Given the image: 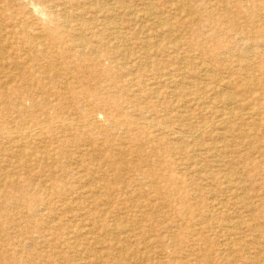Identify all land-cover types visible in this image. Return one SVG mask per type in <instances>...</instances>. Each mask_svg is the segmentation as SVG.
Instances as JSON below:
<instances>
[{"label": "rangeland", "instance_id": "rangeland-1", "mask_svg": "<svg viewBox=\"0 0 264 264\" xmlns=\"http://www.w3.org/2000/svg\"><path fill=\"white\" fill-rule=\"evenodd\" d=\"M263 16L0 0V264H264Z\"/></svg>", "mask_w": 264, "mask_h": 264}, {"label": "bare ground", "instance_id": "bare-ground-1", "mask_svg": "<svg viewBox=\"0 0 264 264\" xmlns=\"http://www.w3.org/2000/svg\"><path fill=\"white\" fill-rule=\"evenodd\" d=\"M23 1H24V0H23ZM102 1H103V0H102ZM225 1H226V0H225ZM26 2H27V1H26ZM108 2H110V1H108ZM174 2H175V1H174ZM111 3H112V2H111ZM172 3H173V2H172ZM195 3H196V2H195ZM33 4H34V3H33ZM33 4H32V5H33ZM224 4H225V3H224ZM30 5H31V4H30ZM32 5H31V6H32ZM34 5H35V4H34ZM102 6H103V5H102ZM213 7H214V6H213ZM111 9H113V8H111ZM256 9H257V8H256ZM36 11H37V10H36ZM237 11H238V10H237ZM259 11H260V10H259ZM41 12H42V11H41ZM100 12H101V11H100ZM96 13H97V12H96ZM39 14H40V13H39ZM54 14H55V13H54ZM92 14H93V13H92ZM152 15H154V14H152ZM179 16H180V15H179ZM116 17H118V16H116ZM263 17H264V16H263ZM260 18H261V17H260ZM260 18H259V19H260ZM117 19H118V18H117ZM218 19H219V18H218ZM70 20H71V19H70ZM36 23H37V22H36ZM255 24H256V23H255ZM3 25H4V24H3ZM4 26H5V25H4ZM18 26H19V25H18ZM42 26H43V25H42ZM184 26H185V25H184ZM120 28H121V27H120ZM121 29H122V28H121ZM39 30H40V29H39ZM111 30H112V29H111ZM125 30H126V29H125ZM175 30H176V29H175ZM47 31L49 32L50 35L48 34ZM46 32H47V34H48V36H49V38H50L51 40H53V41H57V42H60V41H61V37H60L59 34L56 33V31L51 30V29H46ZM16 33H17V32H16ZM87 36H88V35H87ZM115 37H116V35H115ZM44 39H45V38H44ZM31 40H32V39H31ZM126 43H127V42H126ZM153 43H154V42H153ZM155 45H156V44H155ZM128 46H129V45H128ZM261 46H262V45H261ZM32 48H33V52H34V53H46V54H48V52H47L48 50H46V48H45V44H43L42 42H39V43L36 42V44H32ZM146 49H149V48H146ZM256 49H257V48H256ZM61 52H62V51H61ZM129 52H130V51H129ZM148 52H149V51H148ZM54 54H55V53H54ZM119 57H120V56H119ZM251 58H252V57H251ZM148 61H149V60H148ZM180 61H181V60H180ZM239 61H240V60H239ZM127 62H128V61H127ZM132 62H133V61H132ZM149 62H150V61H149ZM255 63H256V62H255ZM200 64H201V63H200ZM200 64H199V65H200ZM128 65H129V64H128ZM203 65H205V64H203ZM51 66H54V65H53V62H50V67H51ZM150 67H151V66H150ZM82 69H83V68H82ZM203 71H204V70H203ZM133 72H134V71H133ZM201 72H202V71H201ZM226 73H227V72H226ZM17 74H18V73H17ZM48 74H49V73H48ZM200 74H201V73H200ZM209 74H210V73H209ZM34 75H35V74H34ZM229 78H230V77H229ZM169 80H170V79H169ZM177 85H178V83H177ZM184 85H185V84H184ZM175 86H176V85H175ZM179 86H180V85H179ZM177 87H178V86H177ZM135 88H136V87H135ZM221 88H222V87H221ZM230 88H231V87H230ZM227 89H228V88H227ZM61 91H62V90H61ZM195 91H196V90H195ZM222 91H223V90H222ZM197 99H198V98H197ZM197 99H196V100H197ZM233 100H235V99H233ZM262 101H263V100H262ZM129 102H130V104H132L131 99H129ZM201 102H202V101H201ZM257 103H258V102H257ZM105 107H106V105L102 104V106H97V107H95L94 110H96V111H101V110H104ZM243 110H244V109H243ZM96 111H95V112H96ZM138 111H142V110L138 109ZM247 111H248V109H247ZM95 112H94V113H95ZM149 112H150V111H149ZM245 112H246V111H245ZM259 112H262V111H259ZM85 114H86V113H85ZM243 114H244V113H243ZM245 114H246V113H245ZM247 114H250V113H247ZM241 115H242V114H241ZM263 116H264V114H263ZM81 118H82V117H81ZM109 118H110V116H106V119H107V120H109ZM231 118H232V117H231ZM258 118H259V116H258ZM25 119H26V118H25ZM76 119H77V118H76ZM110 119H112V118H110ZM217 119H218V118H217ZM217 119H216V120H217ZM86 120H87V119H86ZM124 120H125V119H124ZM216 120H215V121H216ZM260 120H264V117L260 118ZM94 121H95V122H94L92 125H93L95 128H99V126H97L99 122H98L97 120H94ZM215 121H213V122H215ZM217 121H219V120H217ZM217 121H216V122H217ZM127 122H128V121H127ZM227 122H228V121H227ZM73 123H74V122H73ZM133 123H134V122H133ZM139 123H141V122H139ZM217 123H218V122H217ZM262 123H263V121H262ZM262 123H261V124H262ZM143 124L149 125V127H151V125H155L156 123L153 124L152 122H145V121H144ZM231 124H232V123H231ZM159 125H160V124H159ZM209 125H210V124H209ZM213 125H214V124H213ZM157 126H158V125H157ZM237 126H238V125H237ZM263 126H264V125H263ZM152 127H153V126H152ZM162 127H163V126H162ZM205 127H206V126H205ZM205 127L203 126V128H205ZM258 127H259V126H258ZM163 128H164V127H163ZM168 128H169V127H168ZM168 128H167V129H168ZM68 129H69V128H67L66 130H68ZM126 129H127V128H126ZM35 130H36V129H35ZM40 130L42 131V130H44V129L40 128ZM257 130H258V129H257ZM22 131H24V132L26 131L27 133L25 132V134L28 135V136H26L25 138H29L32 129H31V131H28V129H25V130H22ZM170 131H172V130H170ZM201 131H203V130H201ZM2 132H3V133H2L3 135H5V136L7 135V131L2 130ZM70 132H71V131H70ZM176 132H177V131H176ZM176 132L172 134V137H173L174 135H177V134H178V133H176ZM179 132H180V131H179ZM212 132H213V131H212ZM19 133H20V132H19ZM185 133H186V132H185ZM41 134H43V132H41ZM196 134H197V133H196ZM196 134L194 135V137L197 136ZM201 134H202V133H201ZM20 135H21V134H20ZM22 135H23V133H22ZM22 135H21V136H22ZM166 135H167V134H166ZM180 135H182V134H180ZM185 135H186V134H185ZM187 135H188V134H187ZM191 135H193V134H191ZM198 135H200V134H198ZM262 135H263V134H262ZM262 135H261V136H262ZM182 136H183V135H182ZM189 136H190V135H189ZM261 136H260V137H261ZM263 136H264V135H263ZM242 137H243V136H242ZM200 138H202V137H200ZM41 139H42V138H41ZM179 139H180V138H179ZM197 139H198V138H197ZM44 140H45V139H44ZM176 140H177V139H176ZM201 140H202V139H201ZM36 142H37V141H36ZM140 142H141V141H140ZM175 142H176V141H175ZM156 145H157V144H156ZM82 146H83V145H82ZM147 147H148V146H147ZM20 148H21V147H20ZM213 148H214V147H213ZM31 150H32V149H31ZM153 150H154V149H153ZM119 152H120V150H119ZM173 152H174V151H173ZM143 153H144V152H143ZM65 154H66V153H65ZM217 154H218V153H217ZM10 155H11V154H10ZM12 155H13V154H12ZM33 156H34V154H33ZM141 156L143 157V156H145V154H143V155H141ZM68 157L71 158V155L68 154ZM192 157H193V156H192ZM66 158H67V157H66ZM105 158H106V157H105ZM133 158H134V157H133ZM139 158H141V157H139ZM145 158H146V156H145ZM58 159H59V158H58ZM43 161H44V160H43ZM141 161H142V159H141ZM141 161H140V162H141ZM144 162H145V161H144ZM125 163H126V162H125ZM160 163H161V162H160ZM45 164H46V163H45ZM49 165H51V164H49ZM158 165H159V164H158ZM136 166H137V165H136ZM147 167H148V166H147ZM72 169H73V168H72ZM141 174H142V173H141ZM34 176H36V175H34ZM115 177H116V176H115ZM140 177H141V176H140ZM35 178H36V177H35ZM137 178H138V177H137ZM121 179H122V178H121ZM123 179H124V178H123ZM36 180H37V179H36ZM214 180H215V179H214ZM118 181H119V180H118ZM89 182H90V181H89ZM0 183H1V182H0ZM5 183H7V181H6ZM1 184H2V183H1ZM2 185H3V184H2ZM2 185H1V186H2ZM91 185H92V184H91ZM95 188H96V187H95ZM151 188H152V187H151ZM6 197H7V196H6ZM6 197H5V198H6ZM86 197H87V196H86ZM88 197H89V196H88ZM45 200H46V199H45ZM208 208H209V207H208ZM133 211H134V210H133ZM37 212H38V211H37ZM0 218H1V217H0ZM253 219H254V218H253ZM102 225H103L104 230L106 231V225H105V223H103ZM117 225H118V224H117ZM129 225H130V224H129ZM133 226H134V225H133ZM197 226H198V224H197ZM131 227H132V226H131ZM78 229H79V228H78ZM117 229L121 231V230H123L124 228H123V227H117ZM174 238H175V236H174ZM22 244H23V243H22ZM19 246H20V245H19ZM122 249H123V247H122ZM59 260H60V259H59Z\"/></svg>", "mask_w": 264, "mask_h": 264}]
</instances>
